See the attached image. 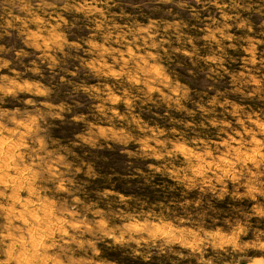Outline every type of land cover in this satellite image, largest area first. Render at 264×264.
<instances>
[{"label": "rangeland", "instance_id": "374dc122", "mask_svg": "<svg viewBox=\"0 0 264 264\" xmlns=\"http://www.w3.org/2000/svg\"><path fill=\"white\" fill-rule=\"evenodd\" d=\"M0 264H264V0H0Z\"/></svg>", "mask_w": 264, "mask_h": 264}]
</instances>
